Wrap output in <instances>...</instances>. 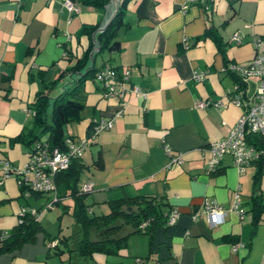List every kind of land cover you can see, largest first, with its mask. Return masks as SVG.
Wrapping results in <instances>:
<instances>
[{
	"label": "crops",
	"instance_id": "obj_1",
	"mask_svg": "<svg viewBox=\"0 0 264 264\" xmlns=\"http://www.w3.org/2000/svg\"><path fill=\"white\" fill-rule=\"evenodd\" d=\"M104 9L80 2L79 10L70 12L60 0H0V158L16 165L26 161L30 146L13 137L31 123L29 104L46 83L52 95L72 86L89 66L116 65L118 72L127 67L124 82L139 92L104 93L101 83L86 74L74 93L83 104L78 117L65 123L64 134L85 138L79 182L93 184L86 202L94 204L92 211L104 212L110 199L140 193L158 197L164 210L175 207L179 213L173 223L128 232L116 251H93L91 257L73 249L58 254L48 246L55 242L49 236L63 233L47 224L54 212L43 217V224L38 216L56 192L22 191L16 176L7 174L0 179V235L17 222L22 207L37 209L44 230L0 252V264H132L136 256L140 264H262L264 211L254 223L249 201L255 191L264 197V160L256 182L254 161L238 170L225 151L213 170L205 162L206 145L223 137L252 99L258 78H242L236 90L239 78L230 64L246 63L257 38L264 46V0H127L113 34L119 47L99 43L95 49L102 27L93 29ZM92 30L98 42L91 39ZM195 71L202 77L195 78ZM200 99L207 102L197 105ZM216 99L220 105L212 103ZM100 118H112L111 124L91 131ZM167 145L180 154L179 161H170ZM67 195L59 192L46 208L62 206ZM235 200L242 214L227 209L219 222H210L205 204L228 208ZM128 228L123 225L121 231Z\"/></svg>",
	"mask_w": 264,
	"mask_h": 264
},
{
	"label": "trees",
	"instance_id": "obj_2",
	"mask_svg": "<svg viewBox=\"0 0 264 264\" xmlns=\"http://www.w3.org/2000/svg\"><path fill=\"white\" fill-rule=\"evenodd\" d=\"M74 1L80 7V2L90 5H103L107 0ZM126 1H118L117 8L111 18L99 29L98 39L100 45L108 48L119 47V41L113 34L121 20ZM205 32L210 33L213 37L215 36L214 32L209 28ZM219 44L221 46L223 45L221 42ZM84 55L78 57L77 61H81ZM111 66L115 67L116 65ZM95 69L93 66H89L77 76L72 86L63 87L62 90L52 95L49 94L52 86L46 83L45 89L38 90L29 104L32 112L31 123L13 138L29 145V150L38 139H44L50 145L65 147V123L78 117L79 108L83 104V100L75 96L74 93L86 74L94 76ZM236 73L239 78L235 87L237 90L240 86L239 81H242V75L238 71ZM54 80L56 79L52 81ZM48 106L49 113H47ZM91 125L92 131L94 124L92 123ZM1 158L4 159L7 157L4 156ZM8 160L11 162L10 159ZM263 160L264 157L262 156L252 160L258 166L254 173V182L258 180L262 171ZM95 161L96 163L99 162L97 159ZM213 167L207 169L213 170ZM82 168L83 162L81 155L72 157L66 167L55 172V188L47 190L56 192L55 196H53L54 199H50L53 200L52 204L58 200L59 192L60 194L65 193L71 196V203H63L60 200L62 202V210L70 211L79 226L75 233L64 234L58 232L49 236L51 239L50 242L55 239L53 244L49 243L48 245L52 252L61 254L63 251L70 252L73 249L82 256L87 255L91 257L93 251H116L123 244L128 232L137 230L150 231L154 225L162 224L167 220L168 210H164L162 206L164 202L156 196L140 193L124 197L117 196L110 199L109 209L107 211L94 212L90 210L88 208L89 204L85 200L87 190L80 189L82 181L79 182V173ZM10 174L16 176L22 191L28 189L33 194L46 192L31 188L28 182L23 181L20 172L15 171ZM4 175V170L1 168L0 178ZM249 203V211L252 214V221L255 223L264 211L263 194L260 191L252 192ZM126 224H129L130 228L122 232V226ZM40 230H44V228L37 216L29 212L23 213L21 221H17L9 231L0 235V252L12 250L17 248L22 242L34 239L36 233ZM91 232L94 234L92 235ZM136 257L140 258L139 256ZM80 263L82 261H77L76 263L71 262V264Z\"/></svg>",
	"mask_w": 264,
	"mask_h": 264
},
{
	"label": "built area",
	"instance_id": "obj_3",
	"mask_svg": "<svg viewBox=\"0 0 264 264\" xmlns=\"http://www.w3.org/2000/svg\"><path fill=\"white\" fill-rule=\"evenodd\" d=\"M60 2L70 12L79 10V5L74 0H60ZM239 35L238 32H234L232 37L239 40ZM255 44V52L246 63L230 64L231 69L238 71L242 75V78L249 75L258 78V82L252 93V99L249 103L243 104L242 111L230 125L227 133L219 139L209 141L206 145V148L210 151V156L205 162L208 168H212L217 163L220 155L225 151L232 154L233 162L238 170H242L253 159L261 156L264 157V46L261 45L259 38L256 39ZM127 71V67H123L118 72L116 67L105 65L95 69L94 78L101 83L104 93H111L116 90L117 95H122L129 89L139 92L138 86L124 82V80L128 79ZM202 75V71L194 72L195 78L199 79ZM232 99L235 103H241V99L237 94H234ZM206 102L205 99H200L197 101V105H204ZM212 103L220 105L221 101L220 99H216ZM111 121L112 118H100L94 123L92 130L96 131L101 127H107L111 124ZM64 143L65 147H60L59 145H50L44 139H38L29 150L27 159L23 164L15 165L7 158H0V169L4 170L5 175L15 171L20 172L23 181L28 182L33 189L39 191L54 189L55 172L66 167L72 157L81 155L85 145V138L64 134ZM166 151L170 155V161L180 160V154L171 153L168 145L166 146ZM92 185L91 180L82 181L80 189L89 190L92 188ZM51 205L52 200L46 202L47 207ZM227 209H237L242 214V207L238 205V200L232 202L228 208L216 202L205 204V211L212 223L219 222ZM25 212L36 215L37 209L34 207H22L19 212L18 221H21L22 215ZM178 213L179 211L175 207L170 208L167 212V223H173ZM233 246L235 248L236 244ZM140 262V258L135 257L132 264H140ZM262 264H264V255L262 257Z\"/></svg>",
	"mask_w": 264,
	"mask_h": 264
},
{
	"label": "rangeland",
	"instance_id": "obj_4",
	"mask_svg": "<svg viewBox=\"0 0 264 264\" xmlns=\"http://www.w3.org/2000/svg\"><path fill=\"white\" fill-rule=\"evenodd\" d=\"M47 113H49V106L47 107ZM89 200V195L86 196L85 200ZM63 203H71L72 201V198L70 195H67L66 197H64L63 199ZM60 203V202H59ZM57 208L55 210H51L49 208H46V203H43L42 206L40 207V209H43L40 210L38 212V216L43 224V217L49 212L51 211V213L54 212V216L51 215V217H49V219H47V224L49 226H51L52 228L54 227V231H57V230H63V233L64 234H70V233H75L77 232V229H78V223L77 221L74 219L73 215L70 213V211H63L62 210V206L61 204H57ZM89 209L90 210H96L94 204L91 205V203L89 204ZM53 232V231H52ZM91 234L93 235L94 233L91 232Z\"/></svg>",
	"mask_w": 264,
	"mask_h": 264
},
{
	"label": "water",
	"instance_id": "obj_5",
	"mask_svg": "<svg viewBox=\"0 0 264 264\" xmlns=\"http://www.w3.org/2000/svg\"><path fill=\"white\" fill-rule=\"evenodd\" d=\"M117 5H118V0H107L106 2L103 3V6L105 7L104 12H103V17H102V19L99 21V23L97 24V26L93 30H95L97 28H100V27H103L107 23V21L111 18V16L113 15L114 11L116 10ZM93 30L91 31V39L93 41H97L96 39H94L92 37ZM93 46L96 47L95 49H98L99 46H100L99 42H98V46H96L95 44H93L92 47ZM92 47H91V49H92ZM90 50H89V56H90ZM91 62H92V58H91Z\"/></svg>",
	"mask_w": 264,
	"mask_h": 264
},
{
	"label": "clouds",
	"instance_id": "obj_6",
	"mask_svg": "<svg viewBox=\"0 0 264 264\" xmlns=\"http://www.w3.org/2000/svg\"><path fill=\"white\" fill-rule=\"evenodd\" d=\"M18 221V220H17Z\"/></svg>",
	"mask_w": 264,
	"mask_h": 264
}]
</instances>
